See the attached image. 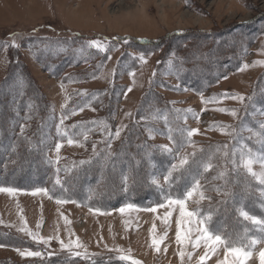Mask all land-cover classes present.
I'll return each mask as SVG.
<instances>
[{
  "label": "rangeland",
  "instance_id": "1",
  "mask_svg": "<svg viewBox=\"0 0 264 264\" xmlns=\"http://www.w3.org/2000/svg\"><path fill=\"white\" fill-rule=\"evenodd\" d=\"M20 64L0 98V187L15 190L0 193V264H218L223 246H192L197 217L176 241L180 210L167 197L193 176L207 198L187 209L232 239L246 227L244 244L260 240L247 264H259L264 232L237 209L264 218V185L231 160L234 148L237 163L241 150L264 154V0H0V85ZM193 152L191 175L166 184Z\"/></svg>",
  "mask_w": 264,
  "mask_h": 264
},
{
  "label": "snow or ice",
  "instance_id": "2",
  "mask_svg": "<svg viewBox=\"0 0 264 264\" xmlns=\"http://www.w3.org/2000/svg\"><path fill=\"white\" fill-rule=\"evenodd\" d=\"M127 42V41H125ZM13 47L16 45L13 44ZM90 47H95L99 50H104L102 45L99 43V41H91L89 42ZM142 62L144 61L143 57H141ZM130 91V89H129ZM233 99H239L240 101L244 100V97H233ZM220 111H225L224 109H219ZM231 115L235 116V110H233ZM262 128H264V124L261 125ZM198 134L197 130H192L187 132V136L190 138L193 135ZM222 135H232V133L221 130ZM254 135H258L257 133H253ZM115 135L119 137L120 131L117 130ZM170 142L172 141V137H169ZM70 145L72 144V141L69 140L68 142ZM261 144L264 145V138L261 139ZM189 147H193L191 144V140H188ZM61 145L58 143L56 145L57 152L59 151ZM223 148L227 149V145L222 146ZM162 152H171V148H167L165 146H161ZM229 153L227 151L223 152V156L227 157ZM195 152L191 153L189 155H185L182 157H177L178 163H174L170 166V168L167 170L165 174H163V178L166 184H169L170 186L173 183L179 184V182L184 179V173L189 172V164L190 159L192 162L195 161ZM231 163L234 168H242L247 175L253 177L259 184L264 185V154H257L252 152L251 149H248L247 152L241 150L240 151V157H239V163H237L236 160V149L234 148L232 150V160ZM259 164L261 171L256 172L254 171V166ZM200 167H202L203 172H209L212 170L214 165L211 163V160L204 162H201ZM180 173L179 176H174V173ZM189 175H191V172H189ZM228 173L227 171H221L218 174L217 178L223 179L227 177ZM126 179V178H125ZM59 182V181H57ZM153 184L157 185L159 187V183L156 179H153L151 181ZM227 183V180L225 181ZM218 193H220V189H215ZM204 189L200 186V180L196 178V176L192 177V180L190 183H185L182 187V189H178V193L176 197H173L171 192H169L167 197V206H175L178 207L180 210V217L181 219L177 220V231H176V241L178 244L182 243V236H181V225L182 221L184 219H187L188 221V231L185 232L184 239H188L192 235L191 230V224H192V218L197 217V224L198 227L196 229V232L198 233V238L196 239L195 243L192 244L193 247H198L202 243L204 248L207 250V252L215 253L216 250L220 248V246L224 247L225 253H224V260L221 262H218V264H247V261L252 256V248L260 242L258 238H251L248 240L247 244H244L242 241L245 239H248L247 233L248 229L245 227L243 235H238L236 239H232L230 234H226L227 230L226 228L221 229L217 228L216 230L211 229L208 225L212 221V215L209 213L206 216H203L202 218H199V213L197 211H191L188 210L186 205L189 200H192L194 197H198L197 203L203 201L207 197L204 195ZM0 193H8L9 195H14L15 190L13 188H4L0 187ZM33 195L35 193H32ZM224 195H231L230 192H224ZM261 194L264 195V189L261 190ZM67 201H61L57 200L56 203H65ZM226 203V202H224ZM166 205L161 204L160 207H165ZM261 207H264V205H261ZM127 209H132L133 206L131 204L126 206ZM126 208H121L119 211L123 214L126 211ZM148 211L155 212L156 209H146ZM91 211V209H90ZM238 215L240 218H242L244 221H250L252 225L257 226V230L260 232H264V218L257 217L250 215L247 211H245L242 207L237 209ZM171 215V213H169ZM39 227V224L37 225ZM154 230V229H153ZM153 230H150L153 231ZM31 235V233H29ZM163 240V237H161V241ZM160 241H157L155 238L151 241V246H153L156 250H158V244ZM191 243V241H190ZM77 247L81 246L78 243L75 245ZM62 250L64 249V245L61 244ZM69 248L73 247V245H69ZM28 255V256H40L41 254L39 252H27V253H21V255ZM207 254V253H206ZM77 255H79L77 253ZM181 257H183V253L181 252L179 254ZM257 259L259 261V264H264V249H261L259 253L256 254ZM190 258V257H189ZM121 259H124V257H121ZM206 259V256L200 257V264H203L204 260ZM132 264H139L138 261H132Z\"/></svg>",
  "mask_w": 264,
  "mask_h": 264
},
{
  "label": "trees",
  "instance_id": "3",
  "mask_svg": "<svg viewBox=\"0 0 264 264\" xmlns=\"http://www.w3.org/2000/svg\"><path fill=\"white\" fill-rule=\"evenodd\" d=\"M75 36H78V35H75ZM123 41H127L128 39L127 38H124V39H122ZM105 41H108L107 39H105ZM14 43H12V42H10V43H8V50L11 52V53H15L16 51H17V49H18V47H17V45L15 46V47H13L12 45H13ZM11 66H13V65H17L18 64V61H17V59H13L12 60V62H11ZM14 67V66H13ZM11 68V70H10V72H9V74L5 77V79L2 81V83H1V85H0V98H2L3 96H5L6 95V93L7 92H5V90L7 91V89H8V87H9V85H10V83H11V81L13 80V78H14V74H15V72L16 71H20V70H23L24 69V67L20 64L19 65V69H14V68ZM21 72V71H20ZM174 192V191H173ZM55 256L54 255H49V256H47V259H53ZM83 257H81V258H76V257H71V258H68L67 260H65V261H67V262H72V261H79V260H83L82 259ZM88 259V258H87ZM87 259H85L89 264H94L95 262L93 261V259H90L89 258V260H87Z\"/></svg>",
  "mask_w": 264,
  "mask_h": 264
},
{
  "label": "bare ground",
  "instance_id": "4",
  "mask_svg": "<svg viewBox=\"0 0 264 264\" xmlns=\"http://www.w3.org/2000/svg\"><path fill=\"white\" fill-rule=\"evenodd\" d=\"M32 181V180H31Z\"/></svg>",
  "mask_w": 264,
  "mask_h": 264
}]
</instances>
